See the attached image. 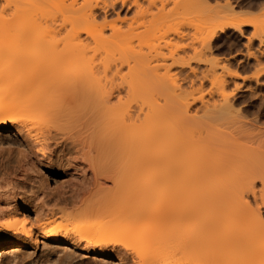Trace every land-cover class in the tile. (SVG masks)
Masks as SVG:
<instances>
[{
	"label": "bare ground",
	"instance_id": "1",
	"mask_svg": "<svg viewBox=\"0 0 264 264\" xmlns=\"http://www.w3.org/2000/svg\"><path fill=\"white\" fill-rule=\"evenodd\" d=\"M56 1L70 10L65 20L74 30L67 41L49 42L31 54L35 36L18 27L31 3L0 0V133L17 131L28 147L17 166L0 168V255L13 250L8 264H85L86 258L94 264H264V106L249 119L223 94V101L204 102L205 114L194 119L198 129L190 124L189 106L181 111L185 119L171 113L163 123L159 85L115 78L98 84L91 44L75 31L79 19L121 13L131 1ZM245 17L218 29L241 31L251 22ZM93 38L96 45L106 41L103 31ZM48 60L83 74L36 77ZM36 64L45 66L34 76L23 74ZM43 126L53 133L42 137L45 131H37ZM193 159L199 171L190 170ZM56 164L66 182L52 188L39 167L55 172ZM206 181L230 192L196 196L201 202L192 205L193 185ZM185 199L191 203L183 205ZM152 219L153 230H147L145 221ZM39 240L43 253L30 259L23 249Z\"/></svg>",
	"mask_w": 264,
	"mask_h": 264
},
{
	"label": "rangeland",
	"instance_id": "2",
	"mask_svg": "<svg viewBox=\"0 0 264 264\" xmlns=\"http://www.w3.org/2000/svg\"><path fill=\"white\" fill-rule=\"evenodd\" d=\"M26 1L28 4L31 3V7L26 4L29 12L26 8L27 16L23 17V25L20 24L18 27L25 32L31 31L35 36V40L30 44L28 43L29 50L30 48L35 49V51L30 50L32 51L31 54L36 53L40 48V51L43 52L42 46H46L49 42L67 41V33L74 30L70 24L71 22H67L70 20H65L71 16L70 10L57 7L56 0H51L50 3L46 4H43L44 0ZM130 1V4H132L130 8L125 9L121 13L118 12L119 10L110 11L108 14L100 13L95 20L91 19L89 21V19L87 22V20L85 21L84 18V20L81 18L77 21L79 23L75 31L81 34L84 43L91 44L90 47L92 48L89 50L91 52L89 56L95 59V64L98 62L95 65L97 69L95 68V72H93L95 74H91L93 77L95 76L93 79L98 84L105 82L107 79H110L106 81L109 82L114 78L117 79L115 83H122L123 80L128 84L142 80L157 83L161 92L159 104L163 113L162 119L160 118L161 121L166 117L165 115H171V113L172 115L174 114L173 116L178 115L180 116L179 118L185 119V115L181 111L189 106L188 114L190 112L189 115L193 118L190 122L191 124L194 119H198V115L201 114V118L205 114L204 102L209 105V102L213 103L216 99L218 102L220 97V100L223 101V94H227L228 100L235 107V111L248 115L249 119H254L260 114L264 108V76L258 81L254 78L264 71V0ZM72 2L73 0H65V6L72 5ZM79 2L81 3V0ZM241 16H246L245 18L251 21L247 26L239 27L242 28L241 31L234 26L227 27L224 32L219 31L218 27L220 28L224 24H240L238 22L241 20ZM96 31H103L106 39V41H102L103 45H99V42H97L99 46L96 45V41L93 38L97 33ZM210 38L211 40L208 41ZM253 55L260 60H257L256 57L254 59ZM36 59L38 58L36 57ZM48 61L46 62L47 69L40 68L45 65L37 67L38 64H36L29 68L28 71L25 69V72H22L23 74L26 73L25 76L27 74L31 76L35 72L38 74V70L41 69L42 76H40L41 73L35 76L41 78L44 76V79L45 77L46 79H51L53 76V79H55L57 75L58 78L62 77V72L69 77H73V75L75 77L79 74L76 75L74 71L68 73L59 64ZM54 64L57 66L54 67ZM80 66L82 67L83 64ZM70 68L72 67L68 68L69 71ZM82 74L80 73L79 75ZM223 80L228 84L226 83L227 87L224 86L226 91L222 89L224 91L222 92L221 90L222 93L219 95L220 85L224 82ZM180 112L184 116H181ZM185 114L187 115V113ZM194 114L197 115L195 116L196 118ZM169 119L173 123L172 118ZM203 119L205 120V118ZM31 120L33 121L34 117ZM37 120L40 122L39 117ZM51 122H48L51 126L57 123L53 124ZM45 123L46 121H42V124ZM31 125L33 126L32 123ZM46 126L40 127L44 130L38 129L40 131H37L38 134L41 131H45L44 134L41 133L42 137L51 133L49 131L52 127H48L50 129L46 132ZM57 126L60 129L64 127L66 130L63 128L64 131H61L63 134L69 135L65 124L58 123ZM191 126L196 127L195 121L194 125L191 124ZM198 127L200 126L198 125ZM57 128H55L56 131ZM200 129L204 130L203 127ZM34 130H36L35 127ZM51 131L53 133L54 130ZM16 133L17 131L9 134L0 133V168L17 166L22 158V152L28 151L24 138ZM192 133H195V131ZM68 135L66 137L70 136ZM195 159L187 164L190 170L199 171L200 164ZM56 167L58 170L55 172L39 167L47 176L48 184L52 188H56L59 182L60 184L63 181L66 182V177L60 171L59 165ZM199 185V183L197 185L194 184L192 187V196L190 198L195 200L185 199L182 202L183 205L191 202L194 206L200 204L201 201H198L199 199L197 200L196 196H199L198 198L204 196L208 199V197L214 198L215 195L218 196L220 192L223 194L230 192L227 190L222 191V188L225 187L210 181ZM257 187L260 190L262 184L260 182L257 183ZM159 196L160 203L162 202L163 204L167 198L163 197L162 192ZM196 200L198 203H195ZM204 201L206 200L204 199ZM155 223V219L147 220L145 221V227L150 230ZM189 223L191 224L192 222ZM195 225H193L194 227L192 226L193 229H196ZM53 247L56 248L58 246L54 245ZM43 248V241L39 240L38 245L24 248L23 251L26 252V256L30 259L39 260L43 253ZM10 251L13 250H5V253L0 255V260L3 259L0 264H8V260L13 255ZM91 260L86 258L85 264H94V260ZM73 263L81 264L78 259Z\"/></svg>",
	"mask_w": 264,
	"mask_h": 264
}]
</instances>
